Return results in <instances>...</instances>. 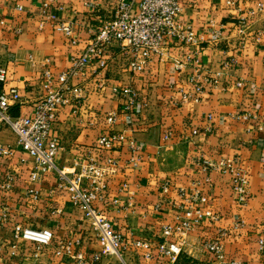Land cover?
Wrapping results in <instances>:
<instances>
[{"label": "crops", "instance_id": "crops-1", "mask_svg": "<svg viewBox=\"0 0 264 264\" xmlns=\"http://www.w3.org/2000/svg\"><path fill=\"white\" fill-rule=\"evenodd\" d=\"M42 1L0 0V19L6 22L0 26V63L8 69L4 85L16 87L22 95L21 103L10 110L13 116L33 111L42 93V67L49 61L56 72L63 70L70 55L82 50L91 36L87 0H59L62 9L55 12L56 18L40 14ZM259 2L264 4V0L183 1L182 20L207 40L198 62L186 61L183 45L165 49L161 59L136 75L114 61L107 72L109 86L96 93L90 83L78 113L63 108L56 125L61 138L58 170L74 175L81 170L77 164L98 162L105 174L94 204L125 234L160 236L164 226L175 224L189 208L180 189L186 195L199 192L197 206L211 209L215 217L178 234L182 254L176 264H264V18L251 12ZM59 19L77 23V45H70L56 29ZM196 68L201 79L210 75L216 80L204 86L197 100L189 83ZM122 85L137 90L135 111H121L124 101L112 95V87ZM183 93L190 96L185 101ZM111 111H118L120 119L109 126L105 116ZM113 134L119 139L111 148L97 145L99 137ZM0 147L14 151L0 156V186L7 175L13 176L10 191L0 188V264H76L54 254L56 245L69 239L82 240L88 253L100 251L90 223L72 205L57 171L32 180L31 159L20 151L15 133L2 123ZM203 159L213 164L234 159L236 171L248 179L245 201H239L232 175L217 168L205 170ZM31 191H36V198ZM4 209L8 215L1 219ZM16 224L52 229V244L39 249L19 240L17 248L12 247ZM218 237L222 260L205 247L206 241ZM114 261L115 257L103 256L94 264ZM128 263L149 264L139 255Z\"/></svg>", "mask_w": 264, "mask_h": 264}, {"label": "built area", "instance_id": "built-area-1", "mask_svg": "<svg viewBox=\"0 0 264 264\" xmlns=\"http://www.w3.org/2000/svg\"><path fill=\"white\" fill-rule=\"evenodd\" d=\"M67 1L71 3L74 0ZM183 1L186 0H106L105 4V0H87L85 12L89 19L87 24L91 36L85 41L82 50L70 55L63 70L56 72L49 61L42 67V93L28 115L13 116L10 113L14 105L21 103L22 95L16 87L5 88L8 69L0 63V123L15 133L20 151L31 159L33 171L30 178L39 180L57 171L60 183L69 192L72 205L83 212L84 220L90 223L101 247L100 251L88 253L83 248L82 240H63L54 249V254L58 257L72 259L76 264H94L101 261L103 256H108L115 257L113 264H129L128 259L139 255L149 264H176L182 254L178 234L187 233L195 225L215 217L211 209L197 206V202L201 200L198 191L186 195L180 189V194L189 204V208L176 218L175 224L164 226L158 237H137L131 232L125 234L116 229L114 223L94 204L103 187L102 178L105 172L101 165L95 160H90L86 166L77 164L81 167L80 172L69 175L58 170L56 164L61 149V138L56 133V125L61 111L65 107H71L72 114H77L90 93V83L95 86L92 91H104L109 86L106 80L112 62L123 63L124 69L132 75L140 74L161 59L165 49L177 45L186 47V61L198 62L199 51L207 40L202 33H196L190 22L182 20ZM228 4L233 5L234 2L228 1ZM60 9L62 5L59 0H43L40 14L56 18L55 12ZM251 12H258L264 18V4L256 3ZM5 24V20L0 19V26ZM240 25H246V20L242 18ZM56 29L70 45L75 46L80 42L76 22L59 19ZM15 31L20 32L19 29ZM201 77L199 69L196 68L189 78L196 100L204 91L205 85L216 82L213 76ZM111 92L114 97L124 101L121 111H135L139 106V95L132 85L114 86ZM189 97L187 93H183L182 101ZM119 119L118 111H111L105 116V122L109 126L115 125ZM193 133L197 134V131L194 130ZM118 139L114 134L104 135L98 138L97 145L100 148H111ZM13 153L10 148L0 147V156H11ZM108 163L114 164L111 160ZM202 164L205 170L217 168L222 173L231 174L232 186L239 201H245L248 179L243 173L236 171L234 159H221L216 164L203 159ZM84 179L87 180L85 187ZM12 181L13 176L7 175L0 186L1 190L10 191ZM163 188L165 192L168 191L167 184ZM31 192L36 198V191ZM7 215L8 211L4 209L1 219H5ZM171 236L175 240L168 239ZM53 238V231L48 227L34 228L16 224L13 227L15 244L12 247L17 248L18 241L23 240L39 249H46L52 244ZM261 245H264L263 240ZM205 247L218 260L223 259L221 237L206 241Z\"/></svg>", "mask_w": 264, "mask_h": 264}]
</instances>
